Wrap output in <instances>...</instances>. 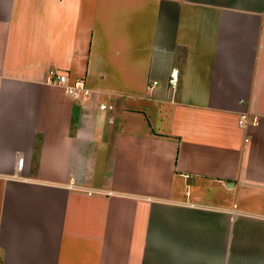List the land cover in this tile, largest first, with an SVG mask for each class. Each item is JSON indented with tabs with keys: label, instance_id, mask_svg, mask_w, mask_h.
Listing matches in <instances>:
<instances>
[{
	"label": "crops",
	"instance_id": "obj_1",
	"mask_svg": "<svg viewBox=\"0 0 264 264\" xmlns=\"http://www.w3.org/2000/svg\"><path fill=\"white\" fill-rule=\"evenodd\" d=\"M0 247L264 264V0H0Z\"/></svg>",
	"mask_w": 264,
	"mask_h": 264
},
{
	"label": "built area",
	"instance_id": "obj_2",
	"mask_svg": "<svg viewBox=\"0 0 264 264\" xmlns=\"http://www.w3.org/2000/svg\"><path fill=\"white\" fill-rule=\"evenodd\" d=\"M172 83L177 81V75L174 73L172 75ZM48 82L54 86H59L64 88L65 92L67 95L77 99L80 96V93L84 90V86L82 82H76L75 84H71L70 80L67 76L59 74L57 71L52 70L50 72ZM102 110L106 109V106H101ZM251 118L249 116H242L239 120V125L247 129L249 127V120ZM252 126H257L258 125V120L255 118L252 121ZM20 165H23V160L19 162ZM0 254H1V247H0Z\"/></svg>",
	"mask_w": 264,
	"mask_h": 264
}]
</instances>
